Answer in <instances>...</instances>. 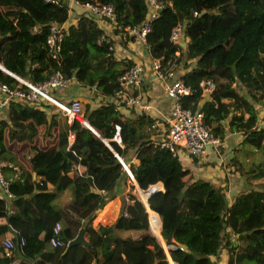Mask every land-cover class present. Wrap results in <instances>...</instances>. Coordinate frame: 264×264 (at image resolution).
I'll return each mask as SVG.
<instances>
[{
    "label": "trees",
    "instance_id": "16d2710c",
    "mask_svg": "<svg viewBox=\"0 0 264 264\" xmlns=\"http://www.w3.org/2000/svg\"><path fill=\"white\" fill-rule=\"evenodd\" d=\"M75 1L109 3L120 29L143 22L149 9L147 0ZM161 1L156 16L148 19L143 43L161 70L189 60L180 74L190 87L182 105L200 109L203 124L215 136L223 135L224 126L239 131L235 149L250 146L264 154V127H254V104L264 100V0ZM67 11V0H0V83L25 88L19 79L37 85L59 71L66 79L115 95L117 77L131 61L122 64L123 59L114 58L110 40L99 39L102 29L86 9L62 30L58 57H51L46 43L49 26L64 21ZM178 22L184 46L169 39ZM206 77L214 88L203 98L198 81ZM42 107L10 99L3 107L6 117L0 118V159L20 166L28 161L36 176L23 170L9 183L12 197L5 201L0 196V242L14 237L13 230L24 237L21 251L12 250L13 258L33 264H168V256L174 264H214L216 248L227 246L226 264H264V168L258 162L245 170L248 189L227 205L224 186L192 179L176 153L150 138L151 118L124 117L113 102L94 107L84 103L81 117L87 124L77 118L69 124L61 109L54 111L50 104L48 112ZM129 151L137 159L128 169L138 185L153 168L163 175L164 192H155L147 201L160 217L159 228L152 214V232H160L166 248L148 232L120 236L114 231L147 228V212L134 196L132 202H124L113 225L91 224L117 179L127 177L121 161ZM47 183L53 185L51 190ZM65 188L71 198L56 206L53 200ZM56 222L63 243L51 246L48 240ZM80 227L85 242L67 245ZM230 233L238 243H232ZM16 251L20 256H14ZM7 261L0 244V264Z\"/></svg>",
    "mask_w": 264,
    "mask_h": 264
},
{
    "label": "crops",
    "instance_id": "0c3cea01",
    "mask_svg": "<svg viewBox=\"0 0 264 264\" xmlns=\"http://www.w3.org/2000/svg\"><path fill=\"white\" fill-rule=\"evenodd\" d=\"M67 3H68L67 17L64 21L61 22L64 28H66L69 24L74 23L78 18L79 14L84 13L85 11V9L75 0H67ZM91 16L92 19L95 21L96 25L102 29L101 35H103V37H105L107 40H110L109 47L111 48L112 55L114 56V58L123 59L122 64L125 61H131V64L135 63L140 67L142 73V80L139 84L135 85V87H132V89H130L131 92L138 97V103L133 105H125L119 100V98H117L116 94L115 95L102 94L96 91L93 87L83 86L79 84L75 79L68 78L64 87L51 88L47 92L46 97L42 96L39 102H33V104L41 103L43 105L42 108H45L49 112L50 109L46 108V106L51 104L54 106L53 110L56 111L58 110V108L61 109L59 103L67 105L72 99H77L79 100V102L81 101L83 103V106L84 103H89L91 107H94L102 102H113L114 104H117V109L124 117L132 118L136 116L145 115L146 118H151L152 133L150 134V138L154 140L157 139L160 140V138L165 135L167 129V118L169 114L171 99L167 97L165 94V86L169 82L170 78L164 77L162 79H159L156 77V74L154 73V69L152 67V58L150 57L148 49L146 45L143 43V41L137 40L133 36H130L123 30V28L120 29L111 20L99 16H94V15ZM182 42L183 43L181 45L184 46L185 42L184 41ZM185 62L189 63V60H186ZM192 62H190V64ZM168 67H171L177 76L182 74V72L185 70L184 67L182 66V61L177 62V64L171 63ZM19 81L21 82L25 80L19 79ZM21 102H23L26 105L32 104L29 103L28 101L27 102L21 101ZM81 102H80V110L77 113V117L75 116L69 117L68 115L64 114L61 111V114L66 115L69 124L71 123V120L73 118L79 119L83 125L87 124L85 123L86 120L81 117V111L83 109ZM5 117H6V108H0V118H5ZM92 129L95 131V133H97L94 128ZM230 134L231 132L229 131L226 132L227 140L221 142L223 144L222 146H217L215 148L212 147L206 150V152L200 157L188 156L187 154L184 153L183 150H182L183 152L180 153V155L177 153V157L180 160L181 164L188 167L191 170L193 176L192 179L200 177L207 180H211L219 184L220 186H224V197L227 205L230 204L232 199L239 192L248 189L246 178H238V176L240 175H238L236 172L233 171L231 161L229 160V158L232 155V150H231L232 143L228 141V138H230ZM72 137H73V133L69 132L68 140L71 141ZM126 156H129V158L126 159ZM123 162L128 167V163L136 164L137 159L136 157H134L133 152L131 153V151H129L128 153H126L125 161L123 160ZM21 164H22L21 166L17 164L20 168L17 178L21 173H23V170L29 171L31 173V178H36L35 173L30 169V165L28 161ZM122 176L123 175H121V177ZM121 179L122 178L117 179L111 191L112 195L111 197L109 196L108 198L109 201H112L113 203H114L113 200H115L114 191L120 187L119 181H121ZM123 187L124 186H122V188ZM52 188L53 185L47 183V189L51 190ZM149 189L159 193L160 196L164 192V184L161 179H156L154 180L153 185L151 184V187H149V184H147L145 190H149ZM123 191L132 194L131 198H129L131 202L133 201L132 199L133 196L134 198L139 199L131 190V188H128V186L124 187ZM141 192L142 194H144L146 198V191L142 189ZM70 198H71L70 189L65 188L56 194L53 203L56 206H62ZM105 203L98 211L101 213L102 216L104 215L106 216V214L111 209V207L109 206L110 203L108 202L106 204ZM124 205L125 204L123 203L122 208H124ZM119 206H120V200H119ZM152 214L157 217L155 213ZM119 216H120V211L117 217ZM117 217L115 218V220H113V222L110 223L111 225L116 223ZM95 218L97 219L101 217L97 216V213H95L92 219ZM157 218L159 221V228H160L159 215ZM3 220L6 221V218L4 217ZM135 222L136 220H132L130 223L134 226ZM114 229L117 232L119 230L117 227H114ZM147 229L148 228H126L122 230H129V231H124V235H130L132 233L137 234L142 231L148 232ZM226 230H229V228L226 227ZM159 237L161 238V236ZM230 237L232 243L234 244L238 243L236 239V234L230 233ZM160 241L162 243V238ZM228 253L229 252L227 251V246H219V251L217 254H215V256L217 257L211 256V258L214 259V264H226ZM14 256L15 257L20 256L19 252L16 251V254H14ZM167 260H168V264L173 263L170 260V258H167Z\"/></svg>",
    "mask_w": 264,
    "mask_h": 264
},
{
    "label": "built area",
    "instance_id": "2783aa9c",
    "mask_svg": "<svg viewBox=\"0 0 264 264\" xmlns=\"http://www.w3.org/2000/svg\"><path fill=\"white\" fill-rule=\"evenodd\" d=\"M79 4L87 10L88 15L103 17L115 23L114 12L109 3L84 2ZM147 5L149 9L147 17L143 22L122 27L127 34L140 41H144L145 33L149 29L148 19L156 16L157 9L163 5V2L161 0H147ZM193 13L195 14L196 11ZM37 27L38 26L34 25L32 28L33 30H36ZM63 29L64 26L61 22L51 23L49 26L46 43L48 51L53 58L58 57L59 40ZM102 38L103 35H100L99 39ZM169 39L172 42L181 41V23L178 22L171 28ZM152 67L157 78H170L165 86V94L171 99L167 118V129L165 135L160 138L159 145L167 147L173 153H178L180 155V153L184 151L188 156L194 157L202 156L206 152L207 144H209L211 148L221 145L220 138L213 135L206 125L203 124L202 111L198 108L192 110L182 105L181 99L190 92V87L183 82L180 75L177 76L171 67L161 70L157 59H152ZM141 80L142 73L140 67L135 63L128 65V67L117 77L119 86L115 92L117 98H119V100L125 105L138 103V97L132 93L130 89L139 84ZM66 81L67 79L64 78L59 71H54L46 80L37 85H32L28 81H23L26 85L25 88H11L4 83H0V108H3L10 99H18L25 102L28 101L29 103L39 102L42 96H47V92L51 88L64 87ZM198 87L200 88L201 97L208 98L210 92L214 88V83L210 78L206 77L198 81ZM60 108L61 111L69 117H77V113L80 110V102L77 99H72L67 105H60ZM254 108L256 110L254 127H264V100L255 103ZM115 129H118L117 125H115ZM114 138L119 142L118 136L114 135ZM19 171L20 168L14 162L7 159H0V196L4 198L5 201L12 197V192L8 189V186L13 179L17 178ZM130 177L132 178V176ZM127 200L128 198H125V203H129L130 199ZM147 212L151 223L152 213L155 212L148 207ZM58 230L59 224L56 222L52 226V232L48 240L51 246L63 243L62 239L59 237ZM13 231L14 237L9 235L5 236L0 242L4 250V256L8 258V261L5 264H33L30 259L28 261L12 257V250L17 248V250L21 251V246L24 244V237L20 235L17 230Z\"/></svg>",
    "mask_w": 264,
    "mask_h": 264
},
{
    "label": "rangeland",
    "instance_id": "374dc122",
    "mask_svg": "<svg viewBox=\"0 0 264 264\" xmlns=\"http://www.w3.org/2000/svg\"><path fill=\"white\" fill-rule=\"evenodd\" d=\"M186 63L185 61L182 62V64ZM240 92H244L243 88L242 87H238L237 88ZM81 102V101H80ZM82 103V102H81ZM82 107H83V103H82ZM223 124L225 125V122H223ZM224 128H226V131L223 133V135L220 138V144L221 145H218V146H222L223 144L221 142H224V140H227L226 138V132L229 131L227 129V126H224ZM231 132L230 134V138H228V141H230V143H232V155L231 157L229 158V160L231 161V165H232V169L234 172H236L238 175V178H246L245 177V170L248 168V167H253L254 168V163L252 164V162H258V164L260 165V167L264 168V154H262L259 150L257 149H254L250 146H247L246 148H241V149H235L234 147L237 145V142L238 140L240 139L241 137V134L239 131H229ZM210 145L207 144L206 145V150L210 149ZM234 156L236 158V160L233 159ZM129 156H126V159H128ZM240 159V160H239ZM126 163V162H125ZM184 166V165H183ZM124 170V173L127 177L124 176V178L121 179V181H119V188H117V190L114 191V197H115V200L114 203L112 201H106V203H110V207L111 209L109 210V212L106 214V216H102L100 212H98L99 210L96 211L97 213V216L101 217V218H95V219H92L91 221V224L93 227H96V224L97 223H101V224H104V225H110L111 222H113V220H115V218L117 217V215L119 214V211H121V208L123 206V203L125 202V198H128L125 196V194L127 192L123 191V188L128 186V188H131V190L134 192V194L140 199V195L139 193L137 192L139 189L140 191L143 189L144 191H147L146 192V202L148 204V201L149 200V197L152 195V197L156 196V194H154L155 192L152 191L151 189L149 190H145L146 189V186L147 184H149V187H151V184L153 185V182L154 180L156 179H161V177L163 176L156 168H153L152 171L150 173H148L147 175H144L142 176L143 178V183L141 182L139 185L133 180V178H131L126 170L123 168ZM247 173H250V172H247ZM124 179V180H123ZM162 180V179H161ZM137 184V187H135ZM122 186H124L122 188ZM122 188V189H121ZM139 188V189H138ZM124 193H123V192ZM149 191V192H148ZM122 194V195H121ZM121 197V199H120ZM145 197V196H144ZM119 200H120V206H119ZM129 200V198H128ZM127 200V201H128ZM131 202V201H129ZM105 203V204H106ZM142 203V202H141ZM119 206V207H118ZM109 207V208H110ZM146 205H144V208L147 209ZM124 211V209H123ZM148 213V212H147ZM158 217V215H157ZM147 231L150 232V234L153 235L152 233V227H151V223H150V220H149V217L147 216ZM115 231V230H114ZM124 231H129V230H122V229H119L118 232L115 231L118 235L120 236H124ZM131 236H134L136 235V233H132L130 234ZM155 236V235H154ZM156 240L158 242L161 243L160 239L158 236H155ZM163 246H164V243H163V240H162V243H161ZM164 248H166V246H164ZM216 257V256H215ZM97 259H101V254L98 252L97 253Z\"/></svg>",
    "mask_w": 264,
    "mask_h": 264
},
{
    "label": "water",
    "instance_id": "95a60500",
    "mask_svg": "<svg viewBox=\"0 0 264 264\" xmlns=\"http://www.w3.org/2000/svg\"><path fill=\"white\" fill-rule=\"evenodd\" d=\"M179 43L182 44V43H183L182 40L179 41ZM59 105H63V104H62V103H59ZM120 160H121V159H120ZM121 162H122V167L126 170V172H127L130 176H132L131 173H130V171H129V169H128V167L124 164L123 161H121ZM135 187H137V185H136ZM138 189H139V188H138ZM138 193H139V195H140V198H141L142 203H143L144 205L148 206V205H147V202H146V198L143 196V194H142V192L140 191V189L138 190ZM82 232H83V229H82L81 227L78 228L76 234H75L71 239L68 240L67 245H73V244H76V243H84L85 240H84V238H83ZM157 235H158V236H161V235H160V232L157 233ZM181 247H184V245L181 244ZM218 251H219V247L216 248V252H215V254H217ZM167 258H169V257L167 256Z\"/></svg>",
    "mask_w": 264,
    "mask_h": 264
},
{
    "label": "clouds",
    "instance_id": "9594fccd",
    "mask_svg": "<svg viewBox=\"0 0 264 264\" xmlns=\"http://www.w3.org/2000/svg\"><path fill=\"white\" fill-rule=\"evenodd\" d=\"M123 168V167H122ZM137 185V184H136ZM141 201V200H140ZM143 204V203H142ZM144 205V204H143ZM148 205V204H147ZM147 208V207H146ZM149 208V207H148ZM150 209V208H149ZM146 210V212H147V209H145ZM153 211V210H152ZM153 212H155V211H153ZM156 213V212H155ZM157 214V213H156ZM158 215V214H157ZM147 216L149 217V215H148V213H147ZM149 220H150V218H149ZM154 235V234H153ZM67 244V243H66Z\"/></svg>",
    "mask_w": 264,
    "mask_h": 264
},
{
    "label": "bare ground",
    "instance_id": "6f19581e",
    "mask_svg": "<svg viewBox=\"0 0 264 264\" xmlns=\"http://www.w3.org/2000/svg\"><path fill=\"white\" fill-rule=\"evenodd\" d=\"M147 192V191H146Z\"/></svg>",
    "mask_w": 264,
    "mask_h": 264
}]
</instances>
